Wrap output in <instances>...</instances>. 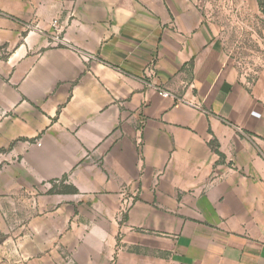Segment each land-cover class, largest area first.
<instances>
[{
	"label": "crops",
	"instance_id": "0c3cea01",
	"mask_svg": "<svg viewBox=\"0 0 264 264\" xmlns=\"http://www.w3.org/2000/svg\"><path fill=\"white\" fill-rule=\"evenodd\" d=\"M200 2L0 0V195L42 264H264V74Z\"/></svg>",
	"mask_w": 264,
	"mask_h": 264
},
{
	"label": "rangeland",
	"instance_id": "374dc122",
	"mask_svg": "<svg viewBox=\"0 0 264 264\" xmlns=\"http://www.w3.org/2000/svg\"><path fill=\"white\" fill-rule=\"evenodd\" d=\"M203 13L222 32L228 52L242 75L250 82L264 74V14L257 0H201ZM26 219L9 200L0 195V264H42L27 251L25 227L16 222ZM31 254V255H30Z\"/></svg>",
	"mask_w": 264,
	"mask_h": 264
},
{
	"label": "built area",
	"instance_id": "2783aa9c",
	"mask_svg": "<svg viewBox=\"0 0 264 264\" xmlns=\"http://www.w3.org/2000/svg\"><path fill=\"white\" fill-rule=\"evenodd\" d=\"M38 30H41L39 28V26L37 27ZM53 28H54V33L52 34V44L55 46H66V47H70V44L66 41V39L64 38L63 34H62V30L60 28H58V25L56 23L53 24ZM158 93L163 96V97H173L172 93L166 91V90H160L158 89ZM183 104L185 105H189L192 107H199V105H193L192 103H188L186 101H182ZM38 146L41 145V142L38 141L36 143Z\"/></svg>",
	"mask_w": 264,
	"mask_h": 264
},
{
	"label": "trees",
	"instance_id": "16d2710c",
	"mask_svg": "<svg viewBox=\"0 0 264 264\" xmlns=\"http://www.w3.org/2000/svg\"><path fill=\"white\" fill-rule=\"evenodd\" d=\"M261 8L262 13L264 14V0H257Z\"/></svg>",
	"mask_w": 264,
	"mask_h": 264
}]
</instances>
